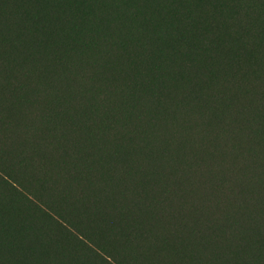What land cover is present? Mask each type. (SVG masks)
Returning <instances> with one entry per match:
<instances>
[{
  "label": "trees",
  "instance_id": "trees-1",
  "mask_svg": "<svg viewBox=\"0 0 264 264\" xmlns=\"http://www.w3.org/2000/svg\"><path fill=\"white\" fill-rule=\"evenodd\" d=\"M51 1L20 0L19 9L27 10L29 16L38 10L43 18L50 9V17L39 19L41 27H49V33L57 29L54 35L64 46L48 39L34 41L42 30L36 19L13 15V0H0V178L29 200L43 204L51 222L69 226L78 239L87 236L94 248L120 264H136L142 258L143 241L157 248L169 240L166 230L160 237L151 232L145 238L150 220L162 217L169 228L177 224V211L166 188L180 194L204 168L210 174V187L211 181L216 182L225 172L229 182L224 193L232 196L235 206H241V201L246 205L247 225L256 228L264 220V213L256 206L264 202V116L254 112L242 121L238 113L237 124L227 131L210 118L220 111V105L218 97H211L202 85L207 84L209 72L205 58L215 52V40L211 50H204L187 29L172 24L168 33L176 48H170L163 30L154 29L153 16L138 26L121 29L107 8L117 3L115 0L82 3L85 9L80 12L69 5L70 0ZM117 4L125 9V3ZM240 8L251 14H239L236 21L241 25H236V30L241 29L251 39L264 19L256 13L257 3L244 2ZM59 47L65 48V53L58 54ZM182 58L187 62L180 73L189 83L175 99L174 86L180 78L176 65ZM223 81L228 83L229 79H217L214 85ZM167 100L170 107L162 109L160 104ZM21 104L33 114L25 124L23 144L14 141L17 120L13 108ZM91 121L99 124V133ZM244 126L251 135L240 140L237 134ZM117 133L121 149L113 152L108 142L115 141ZM98 136L101 140L96 143ZM222 142L230 147L222 148ZM98 144L102 148L96 149ZM240 148L257 158L256 168L248 174L239 172L243 163L238 158ZM94 153L98 159L91 163L89 157ZM220 160L225 162L219 169ZM107 165L111 176L102 183V168ZM121 169L128 179L121 175ZM236 170L238 176L231 180ZM166 176L172 182L167 187L157 185L155 180ZM211 203H219L216 209L225 211V224L213 221L206 233L195 225L189 233L203 243L207 242L205 234L211 233L216 248L199 253L190 249L189 243H180L185 249L172 250L171 260L192 264L204 255L205 264H223L218 249H222V235L235 220L230 213L235 215L236 209L225 206L226 199L212 198ZM91 218L106 231L124 222L125 233L100 238L86 228ZM185 223L178 224L182 227ZM26 224L25 237L18 246L12 231L7 229L4 235L0 222V264H40L43 257L45 264L68 261L60 245L55 254L46 252L54 242L50 229L31 219ZM172 232L175 235L178 229ZM24 245L33 249L23 252Z\"/></svg>",
  "mask_w": 264,
  "mask_h": 264
},
{
  "label": "rangeland",
  "instance_id": "rangeland-1",
  "mask_svg": "<svg viewBox=\"0 0 264 264\" xmlns=\"http://www.w3.org/2000/svg\"><path fill=\"white\" fill-rule=\"evenodd\" d=\"M46 2L53 3L51 0H46ZM115 2L125 3V9L119 7L117 3H111L107 6L121 29L128 30L133 26H138L147 16H153L155 19L154 29L161 28L163 30L167 45L170 48H176L175 43L171 41L168 33L169 27L172 24L176 25V27L182 26L187 29L192 39L204 50H211V46L214 45L215 40V52L213 54H207L205 58L209 72L207 75V84L202 85V87L211 97L213 95L218 97L217 102L220 105V111L215 114H210V118L216 120L223 130L227 131L234 128L237 124L236 116L238 113L242 114V121L247 119V115H251L254 112H258L264 116V25L258 32L252 35L251 39H249L248 35H243L241 29L236 30L238 29L236 25H241V23L236 21L239 14L242 12L251 14L245 10L241 11L240 5L244 2L257 3L258 9L256 13L260 19H264V0H218L216 2H208L207 0H115ZM20 3V0H13L11 13L13 15L21 13L29 16L27 10L19 9ZM82 3L94 5L93 0L69 1V5L78 12L85 9ZM50 12L51 10L48 9L44 18L50 17ZM31 15L29 17L36 19L35 22L41 27L39 19L44 18L41 17L40 12L36 10ZM41 29L38 37L34 41L41 43L48 39L54 44L58 42L55 36L58 32L57 29L53 33H49V27H44V29L41 27ZM58 44L64 46V44L59 42ZM37 50L43 54L41 45L37 46ZM62 50L65 53V48L59 47L58 54H61L60 52ZM240 50H242L243 54H239ZM186 62L187 60L182 58L181 62H178L176 65V73L180 78L174 86V91L177 93L174 96L175 99L182 96L183 89L189 83V79L180 73ZM259 76L261 79L258 78ZM226 78L229 79L228 83L223 81L217 87L214 85L217 79L226 80ZM170 103V100L163 101L160 107L162 109L169 108ZM21 106L13 108L14 116L17 120L14 141L16 139L19 144H23V141L26 139L25 124L33 116L30 108H26L25 104H21ZM73 108L77 107L73 106ZM144 111L143 109L140 113ZM66 124L68 125V123ZM91 125L93 130L99 133V124L97 125V123L91 121ZM202 133L207 134L205 131H202ZM250 135L251 132L245 126L237 134L240 140ZM99 140H101V137L98 136L96 143ZM119 141V133H117L115 141L109 140L108 142L109 150L113 152L119 151L121 149ZM103 142L101 145L105 147ZM101 145L98 144L96 149H99ZM229 145V143L222 142L220 146L222 148H228L230 147ZM95 158L98 159L95 153L89 157L91 163L95 161ZM238 158L243 162L239 166V172L241 174H248L257 166L256 156L247 153L245 148L238 150ZM141 159L143 158L139 157V160ZM100 160L103 163H107V159L100 158ZM224 162L225 160H220L218 164L219 169L223 167ZM102 171V183L108 182L111 176L108 165L104 166ZM223 173L217 177L218 180L216 182L211 181V187L207 183L210 174L204 168L194 175L192 178L193 183L180 194H174L169 191V187L166 188L168 197L176 208L179 222L183 221V223H186L180 227L181 225L178 222L169 228V222H166L162 217L156 222L150 220V227L148 226L149 229L144 234L145 238L151 232L158 234L160 237L162 232L166 230L169 232V240L157 245V248L149 247L151 244L148 241H143L144 244L140 246L142 258L136 264H183L180 261L171 260L169 255L176 248H179L178 252L185 249L186 246L183 247L179 245L180 243H189L190 249L195 248L199 253L203 249L209 250L211 247L216 248L211 243L213 242L211 233L205 234L207 240L205 243L189 233L191 229H195V225L201 228L202 232L206 233L208 225L213 221H220L223 225L225 224V211H221V208L218 211L216 206L219 203H211L212 198L226 199L225 206L236 209L233 212L235 215L230 213V216L234 217L235 220L233 222L231 221L227 233L222 235V249H218V252L224 258L221 259L222 263L264 264V220L256 228L247 225L249 209L242 203V195L240 193L237 196L241 201V206H235L232 203V196L227 197L224 193L229 181L224 178L225 172ZM121 175L125 179H128V174L123 169H121ZM237 176L238 173L236 170L234 171L233 177H229L231 180H234ZM1 178L0 222L3 224L2 227H4V235L7 229L12 231L14 236L12 239L16 245H21V239L25 237L27 230L26 222L31 219L32 222L40 224L45 230L46 228L51 230L50 233L54 238V242L46 247V252L49 255L55 254L59 245L64 247L66 255L68 256V261L64 264H120L117 259L108 258L102 251L94 248L87 236H83L80 240L72 233L73 231L71 232L69 226H65L60 222H58L59 224L55 221L51 222V215L42 207L43 204H37L29 200L27 196L17 190L15 191ZM129 178L133 179V176L131 175ZM155 182L157 185L160 184V186L167 187L172 182V178L166 176L163 179H158V181L155 180ZM103 187H105L106 191L107 186L105 185ZM100 190L102 191V188ZM97 192L96 190L95 193L97 194ZM210 194L213 195L209 200ZM256 206L264 213V202H260ZM93 222L94 220L92 218L88 219L86 221V228L97 234L100 238H106L109 235L121 236L125 233L124 222L122 226L113 225L110 231L101 230L102 228L93 224ZM155 229L161 230V233L156 232ZM175 229H178V233L174 235L172 230L174 231ZM115 239L116 237L112 238L110 241L111 245ZM160 242L163 241L160 240ZM24 246L23 252L28 251V249H33V246ZM78 257H80V260H78ZM21 258L22 255L18 257V259ZM45 260L46 258L43 257L39 258L38 261L40 264H45ZM192 264H205L204 255H201L200 260L198 258L194 260Z\"/></svg>",
  "mask_w": 264,
  "mask_h": 264
}]
</instances>
